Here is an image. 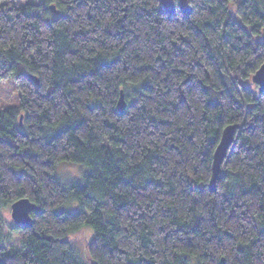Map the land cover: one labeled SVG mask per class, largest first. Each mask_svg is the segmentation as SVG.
Returning a JSON list of instances; mask_svg holds the SVG:
<instances>
[{"label": "trees", "instance_id": "1", "mask_svg": "<svg viewBox=\"0 0 264 264\" xmlns=\"http://www.w3.org/2000/svg\"><path fill=\"white\" fill-rule=\"evenodd\" d=\"M188 1L186 15L178 0L173 13L160 0H0V78L21 98L0 109V208H40L0 230L22 240L0 244V264H264V0ZM63 160L87 166L81 180L62 182ZM87 223L83 256L68 233Z\"/></svg>", "mask_w": 264, "mask_h": 264}, {"label": "rangeland", "instance_id": "2", "mask_svg": "<svg viewBox=\"0 0 264 264\" xmlns=\"http://www.w3.org/2000/svg\"><path fill=\"white\" fill-rule=\"evenodd\" d=\"M20 102L21 98L19 97V91L14 78L12 76L4 80L0 78V109L19 105ZM86 169L87 166L82 163L63 160L56 165L54 172L63 183H73L82 179ZM61 208H70V205L65 204ZM11 210L12 208L10 206L0 208V230H2L4 234H8L11 230V225L15 224L14 219L11 216ZM68 236L73 237L72 242H74L75 248H77L83 256H86L85 247L87 243L94 238L91 225L87 223L73 231L70 230ZM10 238L11 239L8 242L6 237L1 238L0 244L7 242L5 246L6 248L10 247L11 244L16 245V247L20 246L22 240L21 233L18 230L13 231ZM192 264H195V261H193Z\"/></svg>", "mask_w": 264, "mask_h": 264}, {"label": "water", "instance_id": "3", "mask_svg": "<svg viewBox=\"0 0 264 264\" xmlns=\"http://www.w3.org/2000/svg\"><path fill=\"white\" fill-rule=\"evenodd\" d=\"M163 5V9L167 13H173L176 10V0H160ZM180 9L186 15L191 13V6L188 0H178ZM53 12H57V7L54 5L51 6ZM253 81L256 85L260 87V91L264 92V63L257 69L256 73L253 75ZM31 77L35 80V82H39L38 77L35 75H31ZM121 96L118 100V110L122 112L126 108V101H125V94L123 90L120 91ZM23 122V115L20 116V123ZM239 124H229L224 128L222 131V136L218 142V145L214 151L213 162H212V178L210 181V187L212 190H217V180L219 175L222 171L223 163L227 157V152L230 147L233 145L237 129ZM11 216L14 219L16 224H25L31 225L33 222V217H31L32 211H40L39 206H37L33 201L31 202L30 199L23 197L17 201H14L10 204Z\"/></svg>", "mask_w": 264, "mask_h": 264}]
</instances>
